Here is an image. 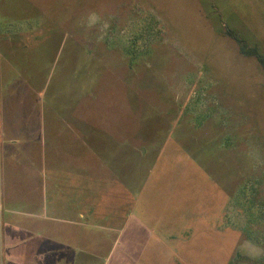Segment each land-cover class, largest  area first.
<instances>
[{
    "label": "rangeland",
    "instance_id": "1",
    "mask_svg": "<svg viewBox=\"0 0 264 264\" xmlns=\"http://www.w3.org/2000/svg\"><path fill=\"white\" fill-rule=\"evenodd\" d=\"M230 29L264 54V0H0L46 264H264V67Z\"/></svg>",
    "mask_w": 264,
    "mask_h": 264
},
{
    "label": "crops",
    "instance_id": "2",
    "mask_svg": "<svg viewBox=\"0 0 264 264\" xmlns=\"http://www.w3.org/2000/svg\"><path fill=\"white\" fill-rule=\"evenodd\" d=\"M6 159L4 163L0 152V206L3 204L0 210V264H46L50 236L49 228L42 225L47 224L48 217L43 221L42 216L23 209L35 208L34 200L26 194L33 189L31 178L28 179L31 177L28 167L19 164L14 154ZM48 160H59V167L50 169L53 183L57 185L53 178L61 176V155ZM40 189L46 199L47 184H42ZM58 201L56 207L61 209V199ZM59 212L61 214V210ZM81 216L86 218L84 213Z\"/></svg>",
    "mask_w": 264,
    "mask_h": 264
},
{
    "label": "trees",
    "instance_id": "3",
    "mask_svg": "<svg viewBox=\"0 0 264 264\" xmlns=\"http://www.w3.org/2000/svg\"><path fill=\"white\" fill-rule=\"evenodd\" d=\"M229 34L238 42L242 54L256 57L259 63L264 67V54L260 52L258 47L250 46L245 39L232 29L229 30Z\"/></svg>",
    "mask_w": 264,
    "mask_h": 264
}]
</instances>
